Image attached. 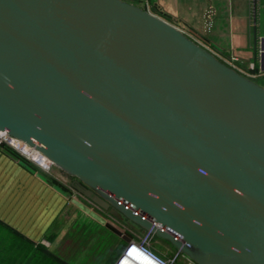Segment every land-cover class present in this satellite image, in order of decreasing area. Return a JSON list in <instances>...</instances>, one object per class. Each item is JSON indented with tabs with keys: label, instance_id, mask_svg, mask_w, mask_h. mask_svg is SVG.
I'll return each instance as SVG.
<instances>
[{
	"label": "water",
	"instance_id": "water-1",
	"mask_svg": "<svg viewBox=\"0 0 264 264\" xmlns=\"http://www.w3.org/2000/svg\"><path fill=\"white\" fill-rule=\"evenodd\" d=\"M0 129L196 264H264V86L156 14L0 0Z\"/></svg>",
	"mask_w": 264,
	"mask_h": 264
},
{
	"label": "crops",
	"instance_id": "crops-1",
	"mask_svg": "<svg viewBox=\"0 0 264 264\" xmlns=\"http://www.w3.org/2000/svg\"><path fill=\"white\" fill-rule=\"evenodd\" d=\"M127 1L182 29L216 56L234 53L238 66L264 86L258 50L264 39V0ZM107 221L127 233L136 230L14 150L0 148V257L6 231L32 244L51 241L50 255L66 264H114L126 241ZM105 231L114 234L112 239Z\"/></svg>",
	"mask_w": 264,
	"mask_h": 264
},
{
	"label": "built area",
	"instance_id": "built-area-1",
	"mask_svg": "<svg viewBox=\"0 0 264 264\" xmlns=\"http://www.w3.org/2000/svg\"><path fill=\"white\" fill-rule=\"evenodd\" d=\"M261 52L262 50L260 49V53ZM217 57L247 77L251 79L254 78L252 77L254 75H252L249 71L238 66L240 59L234 53H227V55H219ZM250 68L253 70L255 68L254 64H250ZM0 148L14 150L23 159L32 163L39 170L49 173L53 175L55 179L65 182L67 187L72 185L71 182L74 178L71 175L70 176L72 179L70 182H68L61 175V173L55 172L57 171L55 168L59 167H57L36 146H32L27 142L10 135L7 130L0 129ZM142 233L143 234L137 233V229H132L129 231L130 241L129 243L126 242L123 251L118 255L114 264H181V259L187 260L186 264H196L195 261H193L190 257L178 250L167 256L160 253L152 246V242L156 234L148 230Z\"/></svg>",
	"mask_w": 264,
	"mask_h": 264
},
{
	"label": "rangeland",
	"instance_id": "rangeland-1",
	"mask_svg": "<svg viewBox=\"0 0 264 264\" xmlns=\"http://www.w3.org/2000/svg\"><path fill=\"white\" fill-rule=\"evenodd\" d=\"M55 169L60 172L68 182L71 181L72 177L68 173L60 170L59 168ZM105 211L111 214L109 210ZM120 220L127 224L125 219ZM142 232L144 231L137 230V233L139 234H143ZM105 234L108 235V237H111V239L114 235L110 231H105ZM2 237L4 240L2 242V245L4 247L2 252L4 253L3 256L0 257V264H52V262H50L49 260L50 258H48L47 256V254H50L51 249H53V243L51 241L47 240L44 243L31 245L23 241L19 236L8 233L6 231L4 232V235H2ZM121 238V236L120 238L118 237V239ZM119 243H121V241ZM152 246L154 249L166 256L171 255L177 251L176 248L172 247L170 242L157 236H155V238L153 239ZM186 261L187 260L181 259V264H186Z\"/></svg>",
	"mask_w": 264,
	"mask_h": 264
},
{
	"label": "trees",
	"instance_id": "trees-1",
	"mask_svg": "<svg viewBox=\"0 0 264 264\" xmlns=\"http://www.w3.org/2000/svg\"><path fill=\"white\" fill-rule=\"evenodd\" d=\"M223 55H227V54H223ZM19 237H20V236H19ZM20 238H21L23 241H25L26 243L32 245L31 242H29V241L23 239L22 237H20ZM47 256H48V258H50L49 260H50V262H52V264H66V263H64V262H61L60 260H55L54 258H52V256H51L50 254H47Z\"/></svg>",
	"mask_w": 264,
	"mask_h": 264
},
{
	"label": "flooded vegetation",
	"instance_id": "flooded-vegetation-1",
	"mask_svg": "<svg viewBox=\"0 0 264 264\" xmlns=\"http://www.w3.org/2000/svg\"><path fill=\"white\" fill-rule=\"evenodd\" d=\"M136 229L137 230H140V231H142V229L141 228H139V227H136ZM155 236H157V235H155ZM157 237H159V236H157ZM161 238V237H160ZM163 239V238H162ZM164 240H166V239H164ZM168 241V240H167ZM169 242V241H168ZM170 244H171V242H170ZM172 245V244H171ZM172 247H174L175 248V246L174 245H172ZM177 250V249H176Z\"/></svg>",
	"mask_w": 264,
	"mask_h": 264
}]
</instances>
